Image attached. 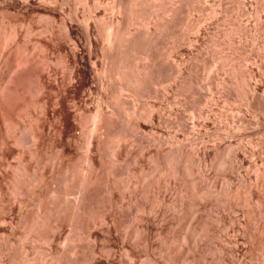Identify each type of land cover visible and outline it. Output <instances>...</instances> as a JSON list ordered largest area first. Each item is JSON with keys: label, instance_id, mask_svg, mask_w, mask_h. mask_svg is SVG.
<instances>
[{"label": "rangeland", "instance_id": "374dc122", "mask_svg": "<svg viewBox=\"0 0 264 264\" xmlns=\"http://www.w3.org/2000/svg\"><path fill=\"white\" fill-rule=\"evenodd\" d=\"M83 1L82 0H78V1L69 0V1H66V4L68 3V5L63 7L64 8V16H62L63 18H69L71 14H72V17L74 16L72 19L76 21H74L72 26L75 29V31L76 29L78 30V28L80 27L81 25L80 21H82V17H84L87 14L86 11L88 10V6L91 9V5H88V4H91V0L90 1L88 0V4H86L85 1L84 2ZM113 1L114 0L105 1V9L103 10L99 9V11L97 10L98 12L94 11L93 12L94 14L92 13L93 15H96L94 16L96 17V20H98L99 22H103L105 19H106L105 20L106 22L110 20L113 14H112V11H110L111 9H109L108 7H111ZM142 1H145V0H142ZM199 1H201L200 2L201 4L200 3L199 4L201 5V7H203V11L202 12H199V11L192 12L191 13L192 15L189 18H193L195 20L197 19V17L201 16L200 19L203 18V20L201 19L202 23H198L200 25H197V26H200L199 29L206 28L207 30L201 36L200 40H198V42H195L196 44L194 43V45L191 46L193 47V50H194L193 51L191 50L192 48H190V50L192 51V54H184L185 56H182V57H185L187 60L190 55L191 58L189 59L191 60L189 61L188 59L189 61L188 64L195 65V66L194 65L192 66V68L194 67L195 69L191 68V71H194L191 73H192L193 78H195V75H196V78L199 77V79L198 78L197 79L201 80V83H202L201 96L197 95V97L195 98H190L186 96L190 101L187 98H185L183 95L182 96L179 95L178 98H176L177 96L172 94L174 92L170 91L171 89H168L170 87H174V86H171L172 82L170 83L167 82L166 84L163 83L161 85H156L154 89L155 95L154 94L151 95L152 98L151 97L150 99L148 97H141L142 99L138 98L140 100L135 98L137 99V102H138L137 104L138 109H140L142 113L146 112L148 107L151 109L152 104L156 107L154 109L155 111L154 112L155 113L154 123L155 124L152 123L154 126L152 125L150 126L151 124L149 123L150 120L147 118L140 120L141 122L139 121L140 122L139 126H140L141 131L138 130L139 132L137 133L135 137L129 136L131 139L133 138L132 140L131 139L128 140L129 137H127L126 138L127 140H124V142L126 141L125 145L123 142L120 143L121 145L120 146L121 149L119 148L120 151L119 150L117 151V148L119 145H117L116 143H115L116 145L113 144L117 140L115 136H112V138L110 137L109 138L110 141L108 140L109 142L104 140L105 143L102 141L101 143L100 141H98L99 144L94 143L93 145L94 147H92V151L90 150V154L93 155L92 157H90V159L92 160V163L95 169L91 173L92 175H94L93 177H97L95 178L96 183H94V186H92L94 191H96V193L94 192L93 196L97 199L94 198V200H92L91 202H86V205L84 204L83 206L84 207L83 210H86V211L83 212V210H81L79 212L80 214L73 212V209L70 208L69 205L67 206L68 203H65V206H63L64 209L62 208V212L60 214V217L58 218V222L55 220L54 222L53 218L51 220L50 219L51 217H49V219L47 218L48 222H46L43 229L42 228L40 229L41 231L39 230L40 232L35 231L33 229V231H35L33 233L32 229L30 230V227L28 228V225H30V223H28L26 226L25 222L18 220V218L13 215L10 220V225L15 228V231L11 232V234L10 232H7V233L4 232L5 235L1 234L0 236L1 238L0 248L2 249L3 247L4 249V246L5 245L7 246V247L5 246V249H4L5 255L3 256H4V259L6 258V261L3 259L4 262L8 261L7 263H10L12 261L10 264L12 263L20 264V262L21 264H28V263L29 264H40V263L49 264L46 262V260L52 259V257L55 259L56 257L57 259L56 263L53 259L54 263L52 262V264H67L68 260L74 257L76 259V263L74 264H88V263L89 264L91 263L92 264H264V197L262 196L264 194L263 193L264 192V188H263L264 187V178H263L264 177V154L262 153L263 150L261 149L262 151H260L259 149L261 148L259 147V144L260 146H264V143H262L264 142V117H263L264 116V56H263L264 55V49H263L264 48V40H263L264 39V30H263L264 29V23H263L264 22V3H263L264 0H240L241 5H242L241 7H244L249 12L247 11L248 13L242 14L239 16H237L238 15L237 14L238 12L237 0H231V1L225 0V2L227 3V6L228 7L230 6L229 9L231 8L230 10L228 9V11L233 10L231 11L232 14L231 12H229L227 13L228 15L225 14V12L223 13L225 15H223L222 13L220 14L217 11L218 9L217 1L219 0H199ZM126 2L129 4L130 0H126ZM150 2H152L153 5L158 4L157 8L159 7L160 9H162L164 7L163 12L162 10L158 8L157 13L160 14V11H161L163 18H167L168 15L166 17V14L164 17V9L168 6H173L172 4L175 5L176 0H164V1L158 0L159 3L157 2V0H150V1L146 0L145 3H143L145 9L148 10V5L149 6L152 5V3ZM84 4L86 5V7ZM30 5L31 6L28 5V6L20 7L19 4L15 2V0H0V30L10 32L16 26H19L22 23L26 24V21L30 22L34 18H35L33 20L34 22L32 21L33 24L31 23V26L34 29H39L43 27V24L44 26L52 24V21L49 19L47 20L51 22H48L46 19L38 20L36 19V17H33L31 13L33 10L32 6H34V2L31 1ZM144 8L143 7L140 8L142 15H145L147 13V10L144 11L145 10ZM214 9H216L215 12L218 13L219 15L213 14ZM16 11H19V14H16ZM234 12H235L234 15L236 17L233 15ZM55 13H53L52 15L55 16L56 18H59L57 17L58 13L57 14ZM256 14L258 15L256 16ZM30 16L32 17L30 18ZM223 17H225L226 20ZM200 19L198 18L197 20L200 21ZM235 19L236 21H234ZM36 20H38L39 22H37ZM65 20H68V19H65ZM191 20L192 19H190V21ZM194 20L192 21L194 22ZM40 21H41V26L39 27ZM239 21H241L242 23ZM99 22L96 23L98 26H99ZM35 23L36 24L38 23V25H34ZM90 24L92 26L94 24L93 21ZM190 24L187 26V31L189 28L190 32L188 31L187 33L188 35H190V37L191 36L194 37V35L196 36V34H194L196 32L191 31L193 29H191L192 26ZM206 25H208V27ZM236 25L237 26L241 25V27L239 26L236 27ZM98 26H97V29H99ZM124 27H126V24L124 25ZM217 27H219L220 29ZM238 28H241V30ZM196 29H198V27H196ZM96 35H97V32H96ZM98 37H97L98 41L96 40L97 43L94 42L95 46L93 47V53L95 54L92 55V57L94 61H96L97 59L96 62L99 68V65H101V62H102V55L99 53L101 52V49H100L101 42L99 41ZM54 38L55 40L52 38L53 41L52 40L51 41L53 43L56 42V44L57 45L59 44V46H57L55 43L53 45V43L51 44V42H49L47 46H48V49L50 50L48 51H51V52L53 51V52L52 53L49 52L48 55L49 57L53 56L52 57L53 59L50 57L51 61L55 60V62L58 61V63L56 64H62L63 62L62 60L64 56L62 55V59L59 58L61 56H58V49L59 48L62 50L65 49L63 45L64 44L63 41L65 38L63 34L62 35L56 34ZM60 41L63 44H60ZM21 48H23V46H21ZM51 48L53 50H51ZM195 50L198 54L195 52ZM50 53L52 55H50ZM53 53L55 55H53ZM13 54L14 53H12V55ZM196 54L197 55L200 54V56L198 57ZM55 56H56V59H55ZM57 58L60 60H58ZM172 59L174 60L175 58L172 57ZM226 60H227V63H226ZM254 60H256V62ZM71 61L72 60H70V62ZM244 61L246 62V64L244 63ZM2 63L3 62H0V67L2 68L0 69L1 70L0 80L1 78L4 77V75H5V78L7 77L6 66H4V64L1 66ZM71 63H73V61ZM59 67L57 70L58 71L60 70L61 74L58 72V84L61 87L64 85L63 88H65L67 87L66 75L62 76V74H64L65 72L63 73L61 71V66ZM233 67H236L238 70L236 73L237 76L232 74L231 70ZM248 68L250 70L252 68V71H254V73L256 74V80L254 79L252 80V82L257 83L259 85V90L255 95V100L253 104L254 106L253 108H250V109L246 106L247 105L246 99H245L246 89L244 88V82L242 80V73L245 72L246 69ZM59 75L61 77L60 79H59ZM61 79L62 81L59 82V80ZM96 81L97 79L94 78L95 84L93 83L92 85L93 86L95 85V86L92 87L93 92L91 93L93 95L92 96L93 100L90 103L91 105L89 104L91 107H89L88 109H86L87 106L83 99L85 95L88 94L87 93L88 91L85 89L86 88L88 89L87 86L89 85L90 81L87 82L84 88L80 89L81 93L79 92V88L77 86H76V89L70 86H69L70 88L68 87L66 88L67 95L65 96L66 101H64V107H65V111L67 115V126H66L65 133L63 135L64 138H62V141H64V143L62 144V147L64 146L63 148L64 150L62 149L63 151L62 157H64V159L62 158L63 160L62 161V166H63L62 175L64 174L62 176V180L64 182L63 188L65 186L64 190L66 189L65 192H68L70 189L74 190V188L79 186L78 184H80L82 181L81 179L83 177L81 176L82 170L85 168L84 163L86 162V157L88 156L87 146L85 143L88 140L87 137H90L88 135V133L90 132L88 131L92 130V128L89 129L90 127H92V120L90 118L93 114H95L94 111H96V108H97L98 100L96 101V99H99L100 95H102V92H100L99 87H97L99 84H97ZM76 90L77 92H79V94L78 96L76 95L74 99L73 96H75L74 92ZM168 90L171 94L167 92ZM82 92H84V95L82 94ZM162 93L163 94L166 93L164 94L165 97H163ZM80 94H82L83 96H81ZM109 94H111V91L106 93V95L104 96H111ZM67 98L69 100L73 99V102L74 100H76L75 102H77L76 103L77 105L75 106L72 100L70 101L71 103H69L67 101L68 100ZM124 98L127 99L128 102L131 101L132 103L133 99L129 97V95L125 94ZM145 98L151 101L148 102ZM183 98L187 99L189 102H187L186 100L187 103H185ZM178 99L180 102L178 101ZM79 100L81 101L79 102ZM66 102H68L69 104H67ZM165 102L168 105H166ZM70 104L73 105L72 108ZM84 104H85V107H84ZM135 104H136V100H135ZM188 105L189 106L191 105V106L189 107ZM127 106L128 105L124 106L126 107L125 111H128L130 109V107H127ZM159 107H161L160 108L161 110L159 109ZM68 108L70 109L68 110ZM167 108L168 110L170 109V111H168ZM76 109H78V112L81 116H82L81 114L82 111L85 113H88L87 116L86 115H83L84 117H81L80 115L77 116L78 114H76L77 112ZM204 111H205V115L207 114L206 117H208L206 128L208 126L209 127L207 129L205 128V130L203 129L201 132V130H199V127L195 125H197L199 121V114L202 112L204 113ZM185 112H188V113H185ZM16 113H18V110L14 113L15 115H13V113L10 114V116L8 115L9 119L8 118L6 119H8L7 121L9 123L10 121H12L14 124H16L19 121H21V123L19 122V124L22 125V124H25L26 121L27 123L29 122V119L22 112L21 113L23 115H18L20 114V111H19V113L17 114L18 118H16ZM50 113L51 112L49 110V114ZM175 113L178 115L176 116ZM75 115L77 117H74ZM73 117L74 119H72ZM159 118L162 119L160 122L157 121ZM174 118H177V119H174ZM76 119L78 120L76 121ZM80 119L82 120V122L80 121ZM22 120L23 121L26 120L25 123H23ZM73 120L76 122L74 123ZM172 120L174 122H172ZM83 122H85V124L87 125H85ZM175 122L178 124H176ZM75 124H77V126ZM164 124L166 126H164ZM84 125H85V128H84ZM120 125L122 124H118V128L121 130V128L123 127ZM9 126H11V124ZM185 126H186V129L184 128ZM192 126H194L193 128L194 130L191 129ZM86 128L89 130H86ZM52 130H50L51 133L53 132ZM147 130L149 131L147 132ZM50 131H47L48 134L50 133ZM194 131L196 133H194ZM51 133L49 134V136H47V134L45 136V138L48 137V139H46L43 144L46 148H44V146L42 145L43 146L41 150L42 152H38L39 154L34 159L36 160L37 164L39 160L38 166L34 160L31 163V169L33 172L36 171L35 173L36 176L39 175L40 169H42L43 166H47V169L51 170L50 169L51 166H48V164L51 165L50 159H52L51 152L53 151H51L50 146H46V144L50 145L53 141L56 140V139H53V137L56 136L55 134H53L54 132L52 133L53 135H51ZM159 133L161 134L158 136ZM174 134L176 135L177 138L182 137L180 138L181 141L182 139L186 140L187 138L188 140L186 141L189 142V143H186V145H183L184 147L182 146L180 150L178 149L179 147L176 148L177 145L173 146L174 154L178 153V150H179V154H177V157L174 154L170 156L171 155L170 153L172 152V151L170 152V148L172 147H170L169 145H168V148L167 147L159 148L158 143L154 142L155 140L157 139L159 140L161 138L163 140L166 138L170 139V137L174 136ZM151 136H152V139H151ZM155 136L157 139L155 138ZM157 136L160 138H158ZM153 138H155L154 141H153ZM49 139L50 141H52L53 139L52 142L49 141L50 144H48ZM147 139L149 140L147 141ZM189 140L190 141L193 140V141L190 142ZM202 143L203 144L205 143V144L203 145ZM154 144H157V146ZM257 144L258 146L256 147ZM230 147H232L233 149ZM175 148L178 149L177 152ZM44 150L45 152L43 153ZM228 151H231V152H228ZM167 152H170V153H167ZM180 152H182L181 156H180ZM197 152L198 153L200 152V153L198 154ZM49 154L51 157L49 156ZM115 156L118 157V159ZM40 159H41V162H40ZM83 159L85 160L83 161ZM116 161H118L119 163ZM182 163L184 164V166ZM154 168H155V171H154ZM256 168L258 169L260 168L261 174L257 173L258 171L256 170ZM71 169L73 170L71 171ZM80 169H82L81 173H80ZM106 172L107 173L109 172L108 175ZM72 176L75 178H71ZM98 177L100 178V180ZM132 177H133V180H132ZM127 178H129L130 180ZM72 179L75 181V183ZM128 186L129 188H127L126 190L125 188ZM255 186H256V189H255ZM258 188H259V191H258ZM260 189L263 191H261ZM260 192H262V194ZM101 195L103 198L101 197ZM256 202L259 204H257ZM6 205L7 204L4 203L5 207ZM4 206L2 205L3 208H5ZM174 206L176 208L175 212L172 209V207ZM120 209H123V210L120 211ZM87 210H88V213H87ZM81 213H84V214H81ZM7 216L10 217L9 215H6V217ZM84 216H86V218ZM105 219L106 221H104ZM19 221L21 222V224ZM26 227H27V230L26 229L23 230ZM45 228H46V231H45ZM96 230L98 232H96ZM88 235L90 237H88ZM85 236L86 238L84 239ZM51 237H54L53 240ZM88 238L90 239L88 240ZM5 242H7L8 244ZM104 242H106L107 245ZM72 246L74 248L75 247L77 248V251H75L76 257L73 252H70V249L73 248ZM108 248L110 249L107 250ZM8 249L10 250V252ZM51 253L55 256L48 258L47 257L48 254H51ZM7 255L9 257H7ZM17 255L18 257H15ZM22 259H24L25 261ZM26 259L28 261L27 263H25Z\"/></svg>", "mask_w": 264, "mask_h": 264}, {"label": "bare ground", "instance_id": "6f19581e", "mask_svg": "<svg viewBox=\"0 0 264 264\" xmlns=\"http://www.w3.org/2000/svg\"><path fill=\"white\" fill-rule=\"evenodd\" d=\"M31 1L34 2V6H32L33 7L32 13L30 12L31 15L33 17H36V19H38V20H41V19H46L47 20V19H49V20L52 21V24L51 25L44 26V24H43V27L39 28L41 26V21H40V24H39V27H38L39 29H34L31 26L32 21L35 19L34 18L30 22H27L26 21V24L25 23H22L23 22L22 21L21 22L22 24L19 23L20 25L19 26H16L15 28H13L10 32L0 30V62H3L1 64V66L4 64V66H6V69H7V71H6L7 72V77L5 78V75H4V77L1 78V80H0V203L2 202L0 204V236H1V234L5 235L4 232H6V233L7 232H10V234H11V232H14L15 231V228L10 225V220H11V218H12L13 215L16 216L18 218V220L25 222L26 223L25 224L26 226H27L28 223H30V225H28V228L30 227V230L32 229V231H33V229H34L35 231L40 232L41 231L40 229L41 228L43 229V227L46 224V222H48L47 221V218L49 219V217H51L50 218L51 220L53 218V221L55 220V221L58 222V218L60 217V214L62 212V208H63V206H65V203H68L67 206L69 205L70 208L73 209V212H75L77 214H80L79 212L81 210H83L84 204L86 205V202H91L92 200H94L95 197L93 196V194H94V192L96 193V191H94V189L92 188V186H94V183H96L95 178H97V177H93L94 175H92V173H91L95 169H94V165L92 163V160L90 159V157L93 156L92 154H90V150L92 151V147H94L93 146L94 143H98V141H100V143H101V141L105 143V141H108V140L110 141V139H109L110 137L112 138V136H115V138L117 140L113 144L116 143L117 145H119L118 148H117V151H118L119 148H120V146H121L120 143L123 142L124 145L126 144L125 143L126 141L124 142V140H127L126 139L127 137H129V136L130 137H135L137 135V133L139 132L138 130H140V126H139V123L141 122L140 120L147 118V119L150 120L149 121V123H151L150 126L151 125L154 126L153 125V124H155L154 123V114H155L154 113L155 112L154 109L156 107L153 104L151 105L149 103L152 106V107L150 106L151 109L148 107L149 110L147 109L146 112H143L142 113V111H140V109H138L137 99L138 98H141V97H148L150 99L151 95H153V94L155 95L154 89H155L156 85H161L163 83L166 84L167 82H169V83L172 82L171 83V86H174V87H170L168 89H171L170 91L174 92L172 94H174L175 96H177L176 98H178L179 95H181V96L183 95L185 98H187L186 96H188L190 98H195V97H197V95L201 96V88H202L201 87L202 86L201 80H198L199 77H197L198 78L197 79L196 78V75H195V78L196 79L193 78L191 72H194V71H191V68H192V66L194 64L193 65L188 64V62L191 60L189 58H191V57L189 55V58H188L189 61H188V59L186 60L185 57H182V56H185L184 54H192V51L191 50H193V47H191V46L194 45L195 42H198V40H200L201 36L207 30L206 28L199 29L200 26H197V25H200L198 23H202L201 21L203 20V18H201L202 19L201 20L200 19L201 16L200 17H197V19L199 18L200 21L197 20V19H195L196 20L195 21L193 18H189L192 15L191 14L192 12H195V11L196 12H198V11L199 12H202L203 11V7H201V5H200L201 4L200 3L201 1H199V0H176L175 5L172 4L173 6H168V7H166L164 9V17H165V14H166V17H167V15H168V17L167 18H163V15L161 14V11H160V14L162 16L157 13V9L159 8V7L157 8L158 4L153 5V3L150 2V3H152V5L149 6L147 4L148 5V10H147V9L144 8V4H143V3H145L146 0L145 1H142V0H130L129 4L126 2V0H114L113 3H112V5H111V7H108L107 6L109 9H111L110 11H112L113 16L110 18V20H108V22L105 21L106 19L103 22H99L98 20H96V17H94L96 15H93L94 14L93 12L94 11H97V10L99 11V9H102V10L105 9V1H107V0H91V4H88V0H84L86 4L91 5V9L88 6V10L86 11L87 14L84 17H82V21H80V24L81 25L78 28V30L76 29V31H75V29L72 26L73 23H74V21H76V20L72 19L74 16L72 17V14H71V16L69 18H63L62 17V16H64V8L63 7L66 6V5H68V3L66 4V1H69V0H15V2L18 3L20 7H24V6H28V5L31 6L30 5V2ZM157 2H158V0H157ZM217 2H218L217 3L218 4L217 11L220 14L221 13L223 14L224 12H225V14H227V13L233 11V10L228 11V9H229L230 6L229 7L227 6V3L225 2V0H219ZM237 3H238V8L236 7L238 9V12H237L238 15L237 16L242 15V14H246V13L249 12L244 7H241L242 5H241L240 0H237ZM258 3H260V2H258ZM85 7H86V5H85ZM141 7H143L145 9L144 11L147 10V13L145 12L146 13L145 15H142V12H141V9H140ZM68 8H69V6H68ZM68 8H67V10H68ZM163 8L162 9L159 8V9L162 10V12H163ZM70 9H71V7H70ZM215 11H216V9L213 10V12H214L213 14L217 15L218 13H216ZM55 12L58 13V16L57 17H59V18H56L55 16L52 15ZM22 13H23V11H22ZM57 13H55V14H57ZM16 14H19V11H16ZM198 14H200V13H198ZM225 14H223V15H225ZM231 14H232V12H231ZM234 14H235V12L233 13V15ZM28 15H30V14H28ZM249 15H250V13H249ZM257 15L258 14H256V16ZM32 16H30V18ZM223 18L225 19V17H223ZM65 19H68V20H65ZM190 19L194 20V22L192 20L190 21ZM214 19H215V17H214ZM38 20H36V21L39 22ZM49 20H47V21L48 22H51ZM92 21H93L94 24L91 26L90 23ZM234 21H236V19ZM98 22H99V26L96 24ZM190 22H191V24H190ZM239 22H241V21H239ZM77 23H79V22H77ZM225 23H226V21H225ZM125 24H126V27H124ZM189 24L192 26V28H191V26H190V28L193 29V30H191V29L190 30L196 32V33H194V34H196V36L194 35L195 38L193 36L190 37V35H188V33H187L189 31V28H188V31H187V26ZM217 24H218V22H217ZM219 24H221V23H219ZM34 25H38V23L37 24L35 23ZM96 25L99 27V29H97V26ZM206 26L208 27V25H206ZM238 26L241 27V25H238ZM238 26L236 25V27H238ZM196 27H198V29H196ZM217 28H219V27H217ZM238 29L241 30V28H238ZM242 31H243V29H242ZM96 32H97V35H96ZM207 33H209V32H207ZM217 33H218V31H217ZM56 34H61V35L63 34L64 35V38H65V39L62 38V39H64V41H63L64 44L61 43V41H60V44H63L64 47H65V49L62 50L60 48L58 49V47H57V49H58V56H61L59 58L62 59V55L64 56L63 57V60H62L63 62L61 61L62 64H56V63H58L57 60H56L57 62H55V60L54 61H51L50 60V57L52 58L53 56H50L49 57V55H48L49 52H51V51H48L50 49H48V46L47 45H48L49 42H51V44L53 43L52 42L53 41L52 38L55 40L54 36ZM232 34H234V33H232ZM97 37H98L99 41L101 42V45H100L101 46V48H100L101 49V52H99V53L102 55V62H101V65H99V68H98V65H97V62H96L97 59H96V61H94V59L92 57V55L95 54V53H93V47L95 46L94 45V42L97 43L96 42ZM58 38H59V36H58ZM59 40H61V39H59ZM220 41H222V40H220ZM54 43L56 44V42H54ZM54 43H53V45H54ZM63 45H61V46H63ZM96 45H98V44H96ZM21 46H23V48H21ZM57 46H59V44ZM53 47H55V46H53ZM215 47H216V45H215ZM190 48H192V49L190 50ZM51 50H53V49L51 48ZM54 50H55V48H54ZM94 50H96V49H94ZM196 50H195V52H196ZM12 53H14V54L12 55ZM51 53H50V55H52ZM211 54H212V52H211ZM53 55H55V54L53 53ZM197 56L199 57L200 54L197 55ZM172 57L175 58L174 59L175 61L172 59ZM55 59H56V56H55ZM69 59L72 60L73 63H71L72 61L70 62ZM224 59H225V57H224ZM58 60H60V59H58ZM254 61L256 62V60H254ZM226 63H227V60H226ZM244 63L246 64L245 61H244ZM59 66H61V71L63 73L65 72L64 74H62V76L63 75H66V81H67V87L68 88L72 87V88L76 89V86H77L79 88V92H80L81 91L80 89L84 88L85 85L87 84V82L90 81L89 85L87 86L88 89L87 88L85 89V90L88 91L87 92L88 94H86V92L84 90V92H85L86 95H85V97H84L83 100H84V102H85V104L87 106L86 109H88L89 107H91L90 106L91 105L90 103L93 100V98H92L93 95L91 93L93 92L92 91V87L95 86V85L94 86L92 85L94 83V78L97 79L96 83L99 84L97 87H99L100 92H102V95H100V97L98 96L99 99H96V101L98 100V102H97L96 111H94L95 114H93L94 116L92 115L93 117L91 116V118H90L92 120V127H90L89 129L92 128V130L91 131H88V132H90V133H88V135L90 137H87L88 140L86 139L87 141L85 143L86 146H87V151H88V154L87 155L88 156L86 157V162L84 163L85 164V168L83 170L80 169V173H81V170H82V175H81V176H83L81 178L82 181H81L80 184H78L79 186H77L75 188L73 187L74 190L73 189H70L71 191L69 190L68 192H65L66 189L64 190L65 186L63 188V183L64 182L62 180V176L64 175V174L62 175V172H63V169H62V167H63L62 166V161L63 160H62V158L64 159V157H62V154H63L62 149L64 148V146L62 147V144L64 143V141H62V138H64L63 135L65 133L66 126H67V115H66V111H65V107H64V101H66L65 100V96L67 95V91H66V88L67 87L63 88L64 85L61 87L58 84V72L60 73V70L58 71L57 69H58ZM247 66H248V64H247ZM196 67H197V65H196ZM242 68H244V67H242ZM0 69H2V68L0 67ZM3 70H5V69H3ZM231 71H232V74L233 75L237 76L236 73H237L238 70H237L236 67H233ZM196 73H198V72H196ZM60 78L61 77L59 75V79ZM254 79L256 80V74L254 73V71H252V68H251V70L248 68V69H246L245 72L242 73V80L244 82V88L246 89V93H245L246 94L245 95L246 96L245 99H246V103H247L246 106L249 109L250 108H253V106H254L253 104H254V100H255V95H256V93L259 90V85L257 83L252 82V80H254ZM60 81H62V79L59 80V82ZM252 83H254V84H252ZM93 90H94V88H93ZM110 91H111V94H109V95H111V96H104V95H106V93H108ZM79 92H77V90H76L74 92V95L75 96L72 95L73 98L76 97V95L78 96ZM84 92H82L83 95H84ZM167 92H169V90ZM82 94H80V95L83 96ZM125 94L126 95H129V97H131L133 99V100L130 99V100H132V103H131V101L128 102L127 99L124 98V95ZM164 94H166V93H164ZM164 94H163V97H165ZM167 95H168V93H167ZM155 97H157V96H155ZM135 98H137V99H135ZM187 99H184V102L185 103H187V102L190 101L189 99H188L189 101ZM71 100L73 102V99H70V100L68 99L67 101L69 103H71L70 102ZM81 100H79V102ZM135 100H136V104H135ZM138 100H140V99H138ZM154 100H156V99H154ZM186 100H187V102H186ZM210 100H212V99H210ZM75 101L76 100H74L73 103L76 106L77 105L76 104L77 102H75ZM147 101L149 102L151 100H147ZM164 101H165V99H164ZM178 101H179V99H178ZM68 102H66V103L69 104ZM176 102H177V100H176ZM195 102H196V100H195ZM129 103H130V105H129ZM85 104H84V107H85ZM94 104H95V102H94ZM165 104H166V102H165ZM189 104H191V103H189ZM80 105H81V103H80ZM126 105H128L127 107H130V109L128 111H125L126 110L125 109L126 107H124V106H126ZM166 105H168V104H166ZM72 106L73 105H71V108H72ZM175 106H177V105H175ZM167 107H169V106H167ZM66 108H67V106H66ZM160 108L161 107H159V109ZM175 108H177V107H175ZM69 109L70 108H68V110ZM17 110H18V113L20 111V114L16 113V118H18L17 117L18 115H23L24 114L29 119V122L28 123L26 121L27 118L25 120L26 123H27V125H26L25 121H23V120L22 121L25 124H22V125L19 124V122L21 123V121H19L18 123H16V121H15L16 124H14L12 121H10V123L7 121L9 119L8 117L10 116V114L13 113V115H15L14 113ZM49 110L51 112L50 114H49ZM76 110L78 112V109H76ZM167 110H168V108H167ZM168 111H170V109ZM77 112H76V114H78L77 116H79L80 114H79V112L78 113ZM82 112H81L82 116L80 115L81 117H84L83 115H86L87 116L88 113L83 112L84 113L83 114ZM249 112H251V111H249ZM185 113H188V112H185ZM177 115L178 114H176V116ZM206 115H205V111H204V113L203 112L200 113L199 114V121H198L197 125H195V126L199 127V130H201V132H202L203 129L205 130V128H206V124H207V121H208V117H206ZM77 116L75 115L74 117H77ZM74 117L72 119H74ZM6 118H8V119H6ZM174 119H177V118H174ZM77 120L78 119H76V121ZM161 120L162 119L159 118L157 121L160 122ZM76 121H74V123ZM80 121L82 122L81 119H80ZM7 122H8V124H7ZM172 122H174V121L172 120ZM83 123L85 124V122H83ZM143 123H144V121H143ZM10 124H11V126H9ZM81 124H79V125H81ZM118 124H122V125H120V126L123 127V128H121V130L118 128ZM176 124H178V123H176ZM191 124H193V123H191ZM75 125L77 126V124H75ZM85 125H87V124H85ZM85 125H84V128H85ZM164 126H166V125L164 124ZM87 128H86V130H89ZM170 128H171V126H170ZM179 128H178V130H179ZM184 128L186 129V126ZM193 128H194V126H192L191 129L194 130ZM50 130H52L54 132V133L53 132L52 133L56 135V136L53 137V139H56L55 141H53V139H52L53 142L50 141V139L48 140V144H50L49 141L52 142L53 144L52 143L50 145H47L46 144V146H50L51 147L50 148L51 151H53V152H51V156H52V159H50L51 160V165L48 164V166H51V168H50L51 170L47 169V166H43L42 169L39 168L40 169V173H39L38 176H36L35 175L36 171L34 170L35 172H33L32 169H31V163L36 158V156L39 154L38 152H42L41 150H42V148L44 146L43 145L44 144V141L46 139H48V137L45 138V136H46V134H47V136H49V134L51 133ZM47 131H50V133L48 134ZM148 131L149 130H147V132ZM166 132H168V131H166ZM190 132H191V130H190ZM52 133H51V135H53ZM152 133H153V131H152ZM194 133H196V132L194 131ZM160 134L161 133H159L158 136ZM175 134H176V132H175ZM175 134H174V136L170 137V139H167L166 138L167 140L166 139L163 140L162 138L158 140L156 138V136H155V138L157 140L154 141L155 138H153V141L156 142V143H158L159 148L160 147L161 148L162 147H165V148L167 147L168 148V145H169L170 147H172V148H170V152L171 151L173 152V150H174L173 149V146H176V145H177L176 148L179 147L178 149L180 150V148L183 145H186V143H189V142L186 141V140H188L187 138H186V140L185 139H182V141H181L180 138H182V137L177 138ZM199 134H200V132H199ZM72 136H73V134H72ZM152 136H154V135H152ZM152 136H151V139H152ZM130 137L128 138V140L131 139ZM147 138H149V137H147ZM158 138H160V137H158ZM148 140L149 139H147V141ZM72 141H73V139H72ZM192 141H190V142H192ZM74 142H76V141H74ZM262 143H264V142H262ZM236 144H237V142H236ZM258 144L256 145V147L258 146ZM154 145L157 146V144H154ZM186 147H188V146H186ZM259 147H261V148H259ZM259 147L258 148L260 149V151L263 150L262 153L264 154V146H260V144H259ZM44 148H46V147L44 146ZM230 148H232V147H230ZM72 149H74V148H72ZM178 149H176V152H177ZM115 150H116V148H115ZM179 150H178V153H176V154H174V152L173 153L172 152L171 153L170 152H167V153H170L171 154L170 156H172L174 154L177 157V154H179ZM44 152H45V150L43 151V153ZM70 152H72V151H70ZM228 152H231V151H228ZM91 153H93V152H91ZM94 153H96V152H94ZM84 155H86V154H84ZM89 155H91V156H89ZM181 155H182V152H180V156ZM49 156H50V154H49ZM116 158L118 159V157H116ZM38 159H39V157H38ZM65 160H66V158H65ZM84 160L85 159H83V161ZM34 161L37 164L36 160H34ZM40 162H41V159H40ZM46 162H48V161H46ZM69 162H70V160H69ZM116 162H118V161H116ZM13 163H14V165H13ZM225 163H226V161H225ZM38 164H39V160H38ZM38 164H37V166H38ZM183 166H184V164H183ZM39 167H41V166H39ZM96 168H97V166H96ZM72 170L73 169H71V171ZM256 170L258 171V172L256 171L258 174H261L260 173L261 172L260 171V168L259 169L256 168ZM154 171H155V168H154ZM116 172H117V170H116ZM108 173H107V175H108ZM171 173H172V171H171ZM183 174H185V173H183ZM71 175H72V173H71ZM81 176H79V177H81ZM71 178H75V177L72 176ZM127 179H129V178H127ZM99 180H100V178H99ZM132 180H133V177H132ZM201 180H202V178H201ZM74 183H75V181H74ZM76 183H78V182H76ZM99 183H100V181H99ZM256 186H255V189H256ZM108 188H106V189H108ZM127 188H129V186L126 187L125 189L127 190ZM100 191H102V190H100ZM106 191H108V190H106ZM258 191H259V188H258ZM261 191H263V190H261ZM109 192H111V191H109ZM260 193L262 194V192H260ZM102 195H101V197H102ZM262 196L264 197V194ZM95 199H97V198H95ZM107 200H108V198H107ZM4 203L7 204L8 206L6 205V207H5L4 206ZM257 204H259V203H257ZM2 205L6 209L3 208ZM172 209H173L174 212L176 211L175 206L172 207ZM121 210H123V209H120V211ZM84 211H86V210H83V212ZM153 211H154V209H153ZM87 213H88V210H87ZM81 214H84V213H81ZM6 215H9L10 217H8V216L6 217ZM84 217L86 218V216H84ZM70 219H72V218H70ZM104 221H106V219ZM20 224H21V222H20ZM78 228H79V226H78ZM83 228H84V226H83ZM25 229L27 230V227L24 228L23 230H25ZM35 231H33V233ZM45 231H46V228H45ZM96 232H98V231L96 230ZM33 235H32V237H33ZM88 237H90V236L88 235ZM51 238L53 240L54 237H51ZM85 238H86V236L84 237V239ZM89 239L90 238H88V240ZM103 240H104V238H103ZM103 240H101V241H103ZM46 241H48V240H46ZM105 241H106V239H105ZM30 242H31V240H30ZM5 243H7V242H5ZM104 243L106 244V242H104ZM5 246H4V249H5ZM49 246H50V244H49ZM72 247H70V248H72ZM79 247H80V245H79ZM4 249H3V247H2V249L0 248V264H10L12 262L11 260H9V261H11L10 263H7L8 261L7 262H4L3 261V259H4V256L3 255H5V250ZM109 249L110 248H108L107 250H109ZM37 251H39V250H37ZM75 251H77V248L76 247L75 248L73 247L72 249H70V252H73L74 254L76 253ZM9 252H10V250H9ZM88 252H90V251H88ZM88 255H89V253H88ZM52 256H55V255H53L51 253V254H48L47 257L50 258ZM72 256H74V255H72ZM90 256H92V255H90ZM7 257H9V256L7 255ZM15 257H18V255L15 256ZM75 257H76V254H75ZM24 259H22V260H24ZM53 259H54L53 257H52V259H47L48 261L46 260V262L49 263V264H52ZM4 260L6 261V258ZM32 260H33V258H32ZM56 260L57 259L55 257V259H54L55 263H56ZM15 261H14V263H15ZM27 262L28 261L26 259V262L25 263H27ZM31 262H33V261H31ZM74 263H76V259L74 257L71 258L70 260H68V262H67V264H74ZM20 264H21V262H20Z\"/></svg>", "mask_w": 264, "mask_h": 264}]
</instances>
